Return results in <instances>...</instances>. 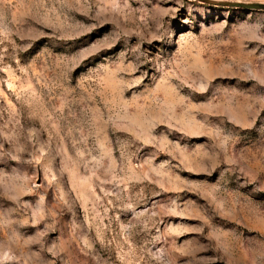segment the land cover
Instances as JSON below:
<instances>
[{"label":"rangeland","instance_id":"1","mask_svg":"<svg viewBox=\"0 0 264 264\" xmlns=\"http://www.w3.org/2000/svg\"><path fill=\"white\" fill-rule=\"evenodd\" d=\"M0 264H264V10L0 0Z\"/></svg>","mask_w":264,"mask_h":264},{"label":"water","instance_id":"2","mask_svg":"<svg viewBox=\"0 0 264 264\" xmlns=\"http://www.w3.org/2000/svg\"><path fill=\"white\" fill-rule=\"evenodd\" d=\"M201 1L208 4L240 8L244 10H264V4H258V3L245 4V3H236V2H213L211 0H201Z\"/></svg>","mask_w":264,"mask_h":264}]
</instances>
